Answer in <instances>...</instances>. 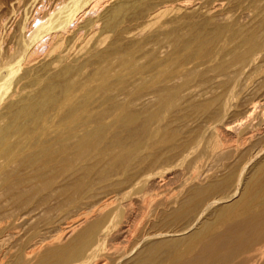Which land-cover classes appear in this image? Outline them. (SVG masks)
I'll list each match as a JSON object with an SVG mask.
<instances>
[{
    "label": "bare ground",
    "instance_id": "6f19581e",
    "mask_svg": "<svg viewBox=\"0 0 264 264\" xmlns=\"http://www.w3.org/2000/svg\"><path fill=\"white\" fill-rule=\"evenodd\" d=\"M4 2L0 107L11 93L0 113V224L23 217L28 243L41 225L58 231L6 264H264V0H215L198 20L162 22L151 33L144 22L141 29L121 24L145 9L154 22L160 5H118L106 22L117 34L110 50H99L104 37L85 61L65 64L64 94L51 100L44 97L59 81L28 98L15 77L39 53L55 66L70 59L67 46L81 44L84 32L94 36L98 21L81 22L102 0H57L45 12L42 0L1 9ZM123 37L136 39L124 48ZM75 73L85 76L72 79ZM25 76L39 84L38 75ZM240 103L232 131L225 118ZM222 128L235 132L226 143ZM191 155L192 164L212 156L214 170L170 190ZM118 239L122 249L108 246Z\"/></svg>",
    "mask_w": 264,
    "mask_h": 264
},
{
    "label": "rangeland",
    "instance_id": "374dc122",
    "mask_svg": "<svg viewBox=\"0 0 264 264\" xmlns=\"http://www.w3.org/2000/svg\"><path fill=\"white\" fill-rule=\"evenodd\" d=\"M5 1H7V0H5ZM11 1V0H10ZM10 1H7L8 3H6V2H4V0H3V4L5 5V6H2V8L1 9H5L6 8V6L8 7H10L11 9H12V7H11V3L12 2H10ZM58 1H60V0H58ZM131 0H102V2H98V4L96 5V7H95V10H93V12H91V14L92 15H90V16H88V17H86L85 18V20H83L81 23H84L83 25H85L86 24V22H90L91 20H97L98 21V23H97V28H96V31H94V36H93V34L92 33H90L87 29H86V31H88L89 33V35H91L93 38H96L95 40H92L93 38L90 36V38H92V39H90L89 38V35L87 34V33H85L84 32V34H86V37H85V35L83 36L84 37V39L82 38V41H81V44H73L72 46L70 45V46H67L68 48V50H70V51H68L67 49V52L70 54V59H67V60H65V61H63V62H60V63H58V64H56V66H55V64L53 63V64H51V62H52V60L51 59H53L51 56H46V54H44L43 53V51L41 50V52L43 53V54H38V58L36 59V60H34L29 66H32V67H29V66H23L22 67V69L18 72V74H17V76L15 77V80H18V79H21V81H22V84L24 85V86H27L26 87V90H25V94H27L28 95V98L30 97V95H31V97L34 95H36L47 83H49V82H52V81H59V87H57L54 91H52L53 93L51 94V93H49L48 95H46V97H44V99H48V100H51V99H56V98H59V97H61V96H63V86H61L60 85V81H62L61 83H65V80H63V78H60L59 76L61 75V73H62V71H60V69H64V65L65 64H71V63H76L77 62V60L78 61H80V62H83V61H85L88 57H89V55H90V52H94L95 50H97V49H95V43L98 41V39H103L104 37L106 38V41L103 43L104 45L102 46H99V50H104V51H109L110 50V48L112 47L111 46V43H112V41H114L115 40V38H117L116 37V35L117 34H115L116 32L115 31H113V30H111L110 29V25H108L109 23H106V22H113V20H110L111 19V17H109V16H111V13L113 12V11H111V10H114V8L117 6L118 7V5H121V4H126V2H127V4L130 2ZM147 2H148V4H149V2L151 3V5H150V8H152L153 6H154V8L153 9H158V5H160L161 6V10H163L164 9V11L162 12V14H163V16H162V14H160L159 16H157V17H160V18H157L156 17V19H154V18H152V20L154 19V20H156V21H151V19L149 20V17L148 16H146V15H148V10L147 9H145V11L147 12V13H145L144 14V12H143V15L141 14L140 16H137V17H135V16H127L124 20H123V25L121 24V30H128V29H132V28H134V26H135V28H137V27H139L138 29H141V26L143 25V23H141V22H144V24L145 25H150V27L147 25V26H145V25H143L142 26V29H144V30H146L145 32H147L148 31V29H149V33H151V32H154V31H156V29L159 27V29H160V26L161 25H163V24H165V23H167V24H169V26H172V25H170V24H175L176 23V21H178V22H180L179 21V19L181 20V21H183V23L185 22V20L186 21H189V20H191V21H194V20H198L200 17H202L204 14H201V13H204L203 11H204V9L205 8H209L210 6H211V4H213V2L215 1H212V0H198V2H197V0H186V2H185V0H180V1H182V2H180L179 0H178V2H177V0H165V3L164 2H162L163 0H161V2H160V0H146ZM159 1V2H158ZM174 1V2H173ZM187 1H188V3H187ZM196 1V2H195ZM211 1H212V3H211ZM51 2L53 3V4H51ZM156 2V4L154 5V3ZM166 2H169L170 3V6L172 5V8L169 6V3H166ZM173 2V3H172ZM210 4H209V3ZM29 3V2H28ZM43 3V4H42ZM55 3H57V0L55 1V0H51V1H49V3L48 2H46V0L44 1V0H42V2H41V4L43 5V9H42V12H45L44 11V9H45V7H46V9L45 10H47L48 8L50 9V7H51V5H52V7H54V5H55ZM59 3V2H58ZM108 3H109V5H108ZM158 3V4H157ZM162 3H164V4H167L166 6L164 5V4H162ZM177 3V4H176ZM180 3V4H179ZM194 3V4H193ZM203 3V4H202ZM2 4V5H3ZM10 4V5H9ZM41 4H40V6H41ZM46 4H47V6H46ZM51 4V5H50ZM126 4V5H127ZM175 4V5H174ZM184 4H187V5H184ZM196 4H197V6L199 7H197L196 6ZM201 4L203 5L202 7H201ZM207 4V5H206ZM26 5H28L29 6V4H26ZM26 5H24V6H22L23 8H25V6ZM49 5V6H48ZM115 5V6H114ZM163 5V6H162ZM183 5V6H182ZM189 5V6H188ZM194 7H193V6ZM205 5L206 6H209V7H205ZM27 6V7H28ZM157 8H156V7ZM174 6V7H173ZM177 6H179V8L177 7ZM185 6H188V8L187 9H189V10H187V9H184V8H186ZM21 7V9H19L20 11H18V13H19V15L21 16L22 15V13H23V8ZM48 7V8H47ZM148 7V6H147ZM169 9H168V8ZM182 9H181V8ZM203 7H204V9H203ZM42 8V7H41ZM110 8V9H109ZM170 8H171V10H170ZM175 8V9H174ZM176 8H178V9H176ZM192 8L194 9V10H196V11H194L193 12V10H192ZM201 8V9H200ZM48 9V10H49ZM152 9V10H153ZM165 9H168L167 11H168V13H167V11L165 10ZM198 9H200L201 11L199 12V10ZM166 11V12H165ZM20 12H22V13H20ZM40 12H41V9H40ZM167 13V16L165 15V13ZM181 13V15H180V13ZM200 13V15L199 14H196V13ZM188 13H190V14H188ZM196 14V15H194V14ZM188 16H187V15ZM165 15V16H164ZM179 15V16H178ZM186 15V17L185 18H183L184 16ZM189 15L191 16V15H193V16H191V17H189ZM20 16H18L17 17V19L20 17ZM142 16H144V17H142ZM146 16V17H145ZM169 16V17H168ZM180 16H182V19L181 18H179ZM195 16H197L198 17V19H197V17L195 18ZM108 17V18H107ZM189 19H188V18ZM193 17V18H192ZM98 18V19H97ZM115 18V17H114ZM129 18V19H128ZM145 18H147L146 20L148 21L149 20V22L150 23H148L146 20H145ZM176 18H178L177 20H174V19H176ZM195 18V19H194ZM90 21H89V20ZM103 19H105V20H103ZM140 19V20H139ZM158 19V20H157ZM160 19H161V21H160ZM100 20V21H99ZM168 20H170V23L169 22H167ZM171 20H173V21H171ZM138 21V22H137ZM163 22V24H161L160 26L158 25V24H160V23H162ZM173 22V23H172ZM103 23V24H102ZM139 23V24H138ZM152 23V24H151ZM102 24V25H101ZM142 24V25H141ZM154 24H155V26H154ZM158 26H157V25ZM173 24V25H174ZM137 25V26H136ZM124 26L126 27V28H124ZM154 26V27H153ZM128 27H130V28H128ZM152 27V28H151ZM102 28V29H101ZM148 28V29H147ZM154 28V29H153ZM105 29V30H104ZM110 29V30H109ZM151 30V31H150ZM152 30H154V31H152ZM158 30V29H157ZM85 31V30H84ZM98 31V32H97ZM101 33V34H100ZM113 33V34H112ZM148 33V32H147ZM67 37H69V35H67ZM87 37H88V39H90V40H88L87 39ZM98 37V38H97ZM86 38V39H85ZM110 38V39H109ZM134 39V40H133ZM135 39L136 38H133V37H123V38H121L120 39V41L118 42V44L120 45V46H122V47H124V48H126V46H130L131 45V43L132 42H134L135 41ZM89 42H88V41ZM92 40V41H91ZM88 43H90V44H88ZM94 41V42H93ZM78 43H80V42H78ZM86 43V44H85ZM129 43V44H128ZM93 45V46H92ZM93 47V48H92ZM74 48H75V50H74ZM78 48V49H77ZM82 48V49H81ZM109 48V49H108ZM72 50V51H71ZM82 50V51H81ZM73 53H74V55H73ZM75 53H77L76 55H78L79 53L81 54H79L78 55V57H76V55H75ZM72 54V55H71ZM84 55V56H83ZM76 57V58H75ZM79 58H80V60H79ZM67 61V62H66ZM65 62V63H64ZM96 62V61H95ZM91 63L88 67L90 68H88V67H86L85 68V73H86V75L90 72V71H92V70H94V69H96L95 67H98V63ZM34 64V65H33ZM47 65V66H46ZM53 65V66H52ZM38 66V67H37ZM59 66V67H58ZM27 68H29V69H27ZM31 68V69H30ZM25 69H27V70H29V71H27V72H25L24 70ZM32 69H34V70H32ZM36 70V71H35ZM32 73H31V72ZM36 73H35V72ZM29 72V73H28ZM49 72V73H48ZM58 72H59V74H58ZM26 73V74H25ZM31 75V76H35V75H38V76H36V78L37 77H39L40 78V81H39V84L38 83H35V85H33L32 83H29L28 84V82H30L29 81V79H28V77H26L25 75ZM47 74V75H46ZM76 74V73H75ZM23 75V78L21 77ZM52 75V76H51ZM79 74H76V75H72L71 76V78L73 79V78H75V76H77L76 77V79L75 80H77V79H80L81 77L83 78L84 76H85V74L84 75H79ZM19 77H21V78H19ZM48 77H49V79H48ZM17 78V79H16ZM27 78L28 79V81H26L25 79ZM22 79H24V81L22 80ZM15 80H14V82H15ZM27 83V84H26ZM64 83H63V85H64ZM41 84V85H40ZM43 86V87H42ZM31 87V88H30ZM62 87V88H61ZM61 88V89H60ZM11 90V89H10ZM9 90V91H10ZM8 91V93L7 94H5V95H7L8 97H9V93H11V92H9ZM31 91V92H30ZM61 91H62V93H61ZM59 92V93H58ZM6 96V100H5V98H3V104L1 105V107H0V113L2 112V107H3V105H5V103L7 102V99H8V97ZM52 96H53V98H52ZM5 97V96H4ZM27 96H25V98H26ZM51 98V99H50ZM240 98H241V95H239V96H237L234 100V102H239L240 101ZM250 99H251V97H249ZM27 99V98H26ZM41 99V100H40ZM40 99H38L39 100V102H40V104H42V102L41 101H43L42 99L43 98H40ZM46 101V100H45ZM45 101H43V102H45ZM247 101L248 102H251L249 99H247ZM246 100H245V103H248ZM257 101V100H256ZM40 104H39V106H40ZM241 104V103H240ZM241 105H243V106H241V107H239V108H237V109H232V111H233V113H230V115H228L227 116V118H225L226 119V121L225 122H228L227 123V126H231V127H233L238 121L237 120H235V118L237 119V118H239V117H241L242 116V110H243V108H244V103H242ZM41 107V106H40ZM38 108L37 107V112H39V110L41 109V108ZM238 116V117H237ZM234 121V122H233ZM231 122V123H230ZM233 125V126H232ZM223 129V128H222ZM231 130L232 131H235V129H234V127L233 128H231ZM219 131H220V138H222L223 139V141L226 143L227 142V140H229L228 138H229V136L230 135H228V134H232L233 132H231L230 131V133H227L224 129L223 130H221V129H219ZM223 131V132H222ZM226 132V133H225ZM212 132L211 131H206L205 133H204V135L206 136V137H210V135L209 134H211ZM221 133H222V135H221ZM223 133H225V135L223 134ZM226 134H227V136H226ZM234 135H235V132L233 133ZM226 138V139H225ZM221 139V140H222ZM236 139V138H235ZM200 149V148H199ZM193 155V154H192ZM191 155V156H192ZM196 154H194V156H195ZM191 156H189L187 159H186V161H185V163L184 164H182V165H180V166H182V168L180 167V170L182 171H179V173H181V177L179 178H177L176 180H175V184H171V185H169L168 186V188L171 190H173L174 192H175V190L177 191L178 189H180L181 187L180 186H183V185H185V181H189L191 178H193V177H195L198 173L200 174L201 172L202 173H205V174H202L201 173V177H204L205 175H206V172L207 173H211L212 172V170H210V169H212L213 168V170H214V167H215V162H214V160H213V158H212V156L210 157V156H206V159L205 158H203L202 160H200L198 163H193L192 164V162H194V160H193V156L191 157ZM206 160V161H205ZM209 160H211V161H209ZM205 163V166L203 165L204 163ZM200 163V164H199ZM189 164V165H188ZM253 164V163H252ZM252 164L250 165V166H252ZM196 165H198V168L201 170V171H199V169L197 170V169H195V168H197V166ZM189 166H191V167H189ZM187 167V168H186ZM185 168V169H184ZM184 169V170H183ZM191 169V170H190ZM208 169V170H207ZM195 170V171H194ZM209 171V172H208ZM211 171V172H210ZM196 172V173H195ZM185 174V175H184ZM196 174V175H195ZM183 175H184V177H183ZM187 175V176H186ZM191 176V177H190ZM193 176V177H192ZM187 178V179H186ZM178 179H179V181H178ZM182 180H183V182H182ZM180 182L182 183V185L180 184ZM185 182V183H184ZM178 184H180V185H178ZM179 187V188H178ZM177 188V189H176ZM169 189L168 190H166V191H169ZM138 196V197H137ZM136 197V203L134 204V208H135V210L136 209H139L140 208V206H141V202H140V197H139V195H136L135 196ZM23 217H19V215L17 214L15 217H13V219L10 221V220H8L7 222H1L2 224H0V264H6L10 259H11V255L14 253V252H16L17 250H19L20 248H22V250L25 252V253H28V251L29 252H31L36 246H38L39 244H41V245H39V246H42V245H44V244H46L48 241H50V240H52L57 234H58V231H53V230H45L46 228H44L42 225L41 226H39L37 229H36V235L32 238V240L31 241H34V242H27L29 239H30V235H32L31 234V232H30V230H29V224H25L24 223V219H22ZM17 222H16V221ZM20 221V222H19ZM10 222V223H9ZM15 224H14V223ZM22 223V224H21ZM24 223V224H23ZM14 224V225H13ZM23 225V226H22ZM10 227V228H9ZM20 227V228H19ZM24 227V228H23ZM25 228H27V229H25ZM26 231H28V233L29 234H27V232ZM17 232V233H16ZM25 232H26V234H25ZM19 233V234H18ZM42 236V237H41ZM54 236V237H53ZM46 237V238H45ZM37 239V240H36ZM50 239V240H49ZM5 240V241H4ZM7 240H9V241H7ZM43 240V241H42ZM2 241H4V242H2ZM120 242H122V239H118V240H113V241H109V245L108 246H110V247H112V249H113V244H114V248L115 247H117V248H120V249H122V247H124L125 245H126V243L123 241L121 244H120ZM4 243V244H3ZM9 243V244H8ZM39 243V244H38ZM119 243V244H118ZM124 243V244H123ZM8 244V245H7ZM38 244V245H37ZM117 244H118V246H117ZM124 246H123V245ZM33 246V249L31 248L32 246ZM121 245V246H120ZM2 247H3V249H2ZM12 247V248H11ZM11 248V249H10ZM17 248V249H16ZM13 249H15L14 251H13ZM6 250H8V251H6ZM12 251V253H11V251ZM8 252H10V253H8ZM1 257H2V259H1ZM7 257H8V259H7Z\"/></svg>",
    "mask_w": 264,
    "mask_h": 264
}]
</instances>
